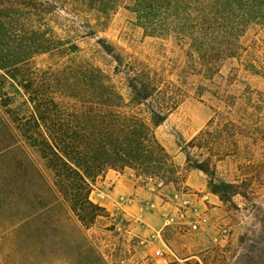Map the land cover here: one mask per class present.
Masks as SVG:
<instances>
[{"label": "rangeland", "instance_id": "374dc122", "mask_svg": "<svg viewBox=\"0 0 264 264\" xmlns=\"http://www.w3.org/2000/svg\"><path fill=\"white\" fill-rule=\"evenodd\" d=\"M101 36L147 57L186 89L155 130L175 163L186 167V153H196L187 143L214 118L211 126L225 130L226 142L218 177L246 179L251 189L223 204L200 170L183 169V184L125 170L115 193V182H95L89 199L102 210L84 224L42 155L11 124L30 116L32 106L7 78L0 98V264H264V25L250 27L241 50L222 58L212 75L194 66L187 41L174 33L148 36L125 6Z\"/></svg>", "mask_w": 264, "mask_h": 264}, {"label": "trees", "instance_id": "16d2710c", "mask_svg": "<svg viewBox=\"0 0 264 264\" xmlns=\"http://www.w3.org/2000/svg\"><path fill=\"white\" fill-rule=\"evenodd\" d=\"M122 6L148 36L174 33L187 41L194 66L206 75L241 50L250 27L264 25V0H0V98L9 78L32 106L30 116L11 124L42 155L54 186L84 224L102 210L89 195L108 170L183 184L182 170L197 169L223 204L246 198V179L217 175L226 142L225 130L211 126L214 118L187 143L196 153H186L183 169L158 140L156 128L186 89L147 57L101 36Z\"/></svg>", "mask_w": 264, "mask_h": 264}, {"label": "crops", "instance_id": "0c3cea01", "mask_svg": "<svg viewBox=\"0 0 264 264\" xmlns=\"http://www.w3.org/2000/svg\"><path fill=\"white\" fill-rule=\"evenodd\" d=\"M111 172H114V174H117V175H114L112 176ZM124 172V171H123ZM123 172H117L115 170H108L103 177H101V179L103 180L104 183H111V182H115V186L112 188L111 192L112 193H115L116 190H118V188L120 187V185L122 184L123 182ZM115 176H116V179H115ZM120 177V178H119ZM112 179V181H111ZM115 180V181H114Z\"/></svg>", "mask_w": 264, "mask_h": 264}]
</instances>
